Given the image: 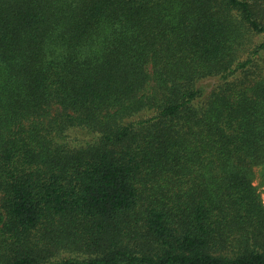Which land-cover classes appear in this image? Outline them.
Segmentation results:
<instances>
[{"label": "trees", "instance_id": "obj_1", "mask_svg": "<svg viewBox=\"0 0 264 264\" xmlns=\"http://www.w3.org/2000/svg\"><path fill=\"white\" fill-rule=\"evenodd\" d=\"M255 4L0 0V264H264Z\"/></svg>", "mask_w": 264, "mask_h": 264}, {"label": "rangeland", "instance_id": "obj_2", "mask_svg": "<svg viewBox=\"0 0 264 264\" xmlns=\"http://www.w3.org/2000/svg\"><path fill=\"white\" fill-rule=\"evenodd\" d=\"M255 1V8H258L260 10V17L258 16V20L263 22L264 21V0H251ZM256 43L264 41V35H257L254 40ZM264 59V52L262 54ZM260 58V59H261ZM262 60V59H261ZM260 61V60H259ZM209 81L204 82V86L208 87ZM253 185L256 187L258 193H260L261 198L264 202V165L260 164L254 167L253 169Z\"/></svg>", "mask_w": 264, "mask_h": 264}]
</instances>
